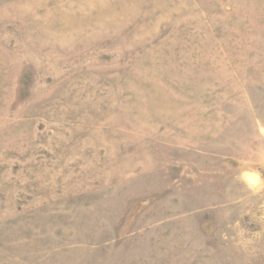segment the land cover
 Instances as JSON below:
<instances>
[{
  "label": "rangeland",
  "instance_id": "rangeland-1",
  "mask_svg": "<svg viewBox=\"0 0 264 264\" xmlns=\"http://www.w3.org/2000/svg\"><path fill=\"white\" fill-rule=\"evenodd\" d=\"M0 264H264V0H0Z\"/></svg>",
  "mask_w": 264,
  "mask_h": 264
}]
</instances>
